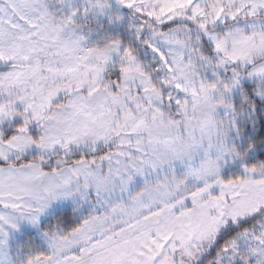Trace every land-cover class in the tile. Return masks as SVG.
<instances>
[{"label": "snow or ice", "instance_id": "6c2138e0", "mask_svg": "<svg viewBox=\"0 0 264 264\" xmlns=\"http://www.w3.org/2000/svg\"><path fill=\"white\" fill-rule=\"evenodd\" d=\"M0 264H264V0H0Z\"/></svg>", "mask_w": 264, "mask_h": 264}]
</instances>
